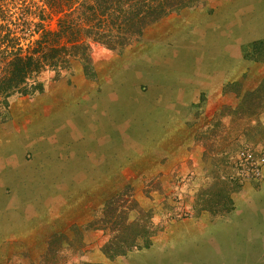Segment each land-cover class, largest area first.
<instances>
[{
  "label": "rangeland",
  "instance_id": "obj_1",
  "mask_svg": "<svg viewBox=\"0 0 264 264\" xmlns=\"http://www.w3.org/2000/svg\"><path fill=\"white\" fill-rule=\"evenodd\" d=\"M263 9L264 0H208L149 26L122 53L96 45V78L74 60L60 78L45 72L43 92L14 97L0 123V264H260L233 246L217 260L211 247H199L193 224L203 213L207 222L229 221L230 212L211 209L243 191L230 192L233 177L256 183L238 161L246 151L256 159L264 152V102L251 117L238 108L264 81V43L255 52L251 43L264 39ZM51 17L46 24L56 28ZM195 20L200 30L220 22L237 36L234 82L201 85L217 80L199 68L210 65L208 51L233 44L228 36L208 45L189 38ZM38 37L27 32L23 44ZM182 53L193 69H182ZM126 185L159 231L149 248L109 260L101 250L109 236L88 226Z\"/></svg>",
  "mask_w": 264,
  "mask_h": 264
},
{
  "label": "trees",
  "instance_id": "obj_2",
  "mask_svg": "<svg viewBox=\"0 0 264 264\" xmlns=\"http://www.w3.org/2000/svg\"><path fill=\"white\" fill-rule=\"evenodd\" d=\"M39 1L42 4L35 0H0V123L9 120L14 97L45 90V72L52 71L55 78H60L71 72L74 60H79L87 77L94 79L97 76L93 61L96 45L122 53L140 40L149 26L169 14L205 5L208 0ZM51 16L57 17L56 28L46 24ZM27 32L37 33L39 37L25 47L23 37ZM263 43L264 39L252 42L253 52ZM244 55L250 57L247 50ZM262 102L264 81L242 95L238 112L241 111V116H255L262 113L258 111L263 107ZM238 163L243 169L242 162L239 160ZM231 180L234 185L230 192L240 191L243 187L241 179L234 180L233 177ZM206 193L212 195L209 191ZM223 196L227 199L224 200L227 207L211 209L213 213L222 210L231 213L235 208L232 197L227 193ZM204 202L208 206V198H204ZM219 204L220 201L215 205ZM133 211L139 213L136 218L130 217ZM152 217L150 210L139 205L133 187L126 185L105 202L88 228L107 233L109 239L101 250L109 260H114L152 245L153 237L159 231ZM54 238L59 237L55 234Z\"/></svg>",
  "mask_w": 264,
  "mask_h": 264
},
{
  "label": "crops",
  "instance_id": "obj_3",
  "mask_svg": "<svg viewBox=\"0 0 264 264\" xmlns=\"http://www.w3.org/2000/svg\"><path fill=\"white\" fill-rule=\"evenodd\" d=\"M196 21L197 20L191 23L194 26L190 28L195 33V35H190L189 38L203 36L208 45L209 43L207 39L209 38H216L217 35L218 39L220 40L222 36H228L227 38L229 39V42H231L230 44H233V47L232 45H226L227 47H224L222 52V49L216 51L214 50L213 46L210 47L213 48L212 52L208 51V59L211 61L210 65L199 66V68L202 70H211L212 72L208 74L211 75V77H215L217 80L213 81L212 83H210L211 81L202 82L201 85L214 86L217 84L218 86H224L225 82L228 84L229 82H234L237 79V65L239 64L235 48L239 42L237 41V36L227 35L225 31H222L220 28L222 27V24H220V22H217V24L215 22L214 25H207L209 30L206 32L205 29L200 30L197 28ZM216 26L218 29H215ZM258 32L262 34L259 38H264V24L260 29H258ZM232 37L233 41L231 40ZM223 52L224 56H221ZM182 55L183 57L180 60L183 65L182 69H193V65L187 66L185 63V61L190 59V57H187L183 53ZM200 59L202 60L201 57L197 58L196 60ZM224 70H228L230 74L229 79L226 81L224 76L225 73L228 72H224ZM185 99L188 100V98ZM185 99H182L181 101H186ZM255 181L256 183L245 181L243 184V191L237 194V197L233 196L235 208L230 213L228 222H207L205 221L206 215L203 213V215L200 217V220L196 224H193V229L197 231L193 234L198 238H202L204 244L208 243L204 245L198 241L201 244L199 247H211L217 260L221 259L222 247L233 246L235 252L238 251V247H241V251L246 250V252L249 253L246 254L247 256L245 257V260L249 259V261L264 264V179ZM253 184L259 187V190L257 189L258 191H256L255 187H253ZM193 234L191 236H193ZM187 238L189 239L190 236ZM189 241L190 240H187V242ZM155 250L157 251V248H155ZM160 251L163 250L160 249ZM210 256L211 257L206 259V261L213 260L212 255Z\"/></svg>",
  "mask_w": 264,
  "mask_h": 264
},
{
  "label": "built area",
  "instance_id": "obj_4",
  "mask_svg": "<svg viewBox=\"0 0 264 264\" xmlns=\"http://www.w3.org/2000/svg\"><path fill=\"white\" fill-rule=\"evenodd\" d=\"M243 170L247 171L249 175L255 180L264 179V152L257 159L251 152H244L240 157Z\"/></svg>",
  "mask_w": 264,
  "mask_h": 264
},
{
  "label": "bare ground",
  "instance_id": "obj_5",
  "mask_svg": "<svg viewBox=\"0 0 264 264\" xmlns=\"http://www.w3.org/2000/svg\"><path fill=\"white\" fill-rule=\"evenodd\" d=\"M41 140V139H40ZM11 144V143H10ZM17 147V146H16ZM2 166V165H1ZM18 166V165H17ZM4 174V173H3ZM4 219V218H3Z\"/></svg>",
  "mask_w": 264,
  "mask_h": 264
}]
</instances>
